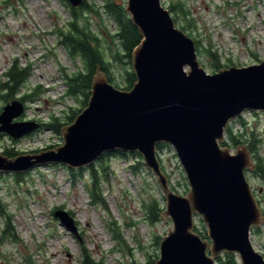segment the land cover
Wrapping results in <instances>:
<instances>
[{
  "label": "rangeland",
  "instance_id": "374dc122",
  "mask_svg": "<svg viewBox=\"0 0 264 264\" xmlns=\"http://www.w3.org/2000/svg\"><path fill=\"white\" fill-rule=\"evenodd\" d=\"M87 1L101 8L105 24L115 33L117 25L104 11L106 0ZM161 1L169 9L178 0ZM183 1L196 21L195 28L187 27V33L193 39L194 36L202 39V49L211 43L220 55L221 64L242 67L264 60V0ZM171 14L173 18L177 16L176 12ZM90 17L93 28L98 30L100 24L102 30V21ZM70 19V9L62 0H0V85L8 80L6 73L17 62L20 67H31L28 80L16 96L22 98L35 88L40 90L36 97L25 102V111L15 121L41 124L50 122L54 116L64 121L72 109L83 107L84 94H67L65 74L85 70L83 62L74 61L60 43L58 30L67 29ZM176 25L182 29L185 23L180 18ZM199 59L208 72H215L209 58L200 54ZM114 68L116 82L124 85L121 65ZM6 93L0 88V112L12 101L5 99ZM241 117L245 124L239 121ZM230 125L235 133H244L246 139L255 129L261 138L258 153L264 157V112L245 111L230 121ZM225 140L229 141L227 134ZM63 143L62 133L41 126L17 139L0 132L2 154L5 150L18 155L35 153ZM225 147L231 153H236L238 148L232 143ZM157 156L171 189L186 195L191 185L175 148L165 143L157 149ZM138 161L143 164L135 170L132 165ZM107 163L108 177L101 186L105 199L102 205L91 201L89 166L82 172L75 169L73 174L65 164H47L22 173L20 178L17 173L0 172L3 205L0 264H83V252L97 261L104 260L105 264H155L160 257V242L173 228L171 218L166 220L162 214L154 222L148 218L145 204L153 198L158 200L161 210L166 209L165 193L158 177L146 166L142 155H110ZM246 177L264 210V180L251 169H247ZM57 209L71 213L80 237L54 215ZM7 220L15 227L18 239L3 236ZM258 228L261 232L252 228L250 239L264 256V224Z\"/></svg>",
  "mask_w": 264,
  "mask_h": 264
},
{
  "label": "water",
  "instance_id": "95a60500",
  "mask_svg": "<svg viewBox=\"0 0 264 264\" xmlns=\"http://www.w3.org/2000/svg\"><path fill=\"white\" fill-rule=\"evenodd\" d=\"M67 1L74 7L83 2ZM112 1L125 5L142 35L132 53L137 81L131 89L118 88L99 66L87 106L61 129L64 143L13 157L0 153V172L24 173L47 164L80 169L107 152H139L165 193L161 214L173 221L155 264H216L226 252L237 255V264H264L250 239L252 228L264 223L246 177L256 166L253 154L246 144L236 153L221 145L230 121L245 111L264 112V60L210 73L195 40L177 27L161 0ZM24 111L18 99L6 103L0 132L17 139L38 129L36 121H15ZM158 143L175 148L191 185L186 195L171 189ZM54 215L80 237L70 212L57 209Z\"/></svg>",
  "mask_w": 264,
  "mask_h": 264
},
{
  "label": "trees",
  "instance_id": "16d2710c",
  "mask_svg": "<svg viewBox=\"0 0 264 264\" xmlns=\"http://www.w3.org/2000/svg\"><path fill=\"white\" fill-rule=\"evenodd\" d=\"M70 9L71 19L65 28L59 29L60 43L65 46L70 57L74 61L80 59L85 70H79L73 75L65 74L68 90V95H81L84 94L86 99L84 100L83 107L81 109H72L71 113L67 115L64 121H61L59 117H53L50 122L41 123V128L47 130H54L61 133L63 126L70 124L74 121L76 116L85 108L88 104L89 97L91 95L92 82L97 68L100 66L101 69L106 73L108 80L115 86L121 89H131L137 77L132 69V53L133 50L141 43L142 35L138 27L133 23L130 14L126 11L125 5H116L112 0H106L104 11L105 14L113 19L117 25L115 33L109 31L108 26L105 24L103 13L101 8L96 4H91L87 0H83L82 4L78 7L72 6L67 0H62ZM169 10L176 12L177 16L174 18L175 22L179 21L180 18L183 19L185 25L182 27L183 30L187 32V27L195 28L196 21L190 13V8L187 3L183 0H178L177 2L171 3ZM90 15L94 16L96 19L102 21L101 25L97 24L98 30L93 28ZM192 37V35H190ZM196 48L198 55L202 54L209 58L211 61V68L216 72L221 68L228 66V64L220 63V55L217 51L213 50L212 44L210 46L202 49V39L196 38L194 36ZM116 64L122 67V76L125 79L124 85H120L116 82L115 66ZM30 65L27 67H20L17 62L10 68L6 73L8 80L0 85L1 89H5L7 93L4 95L5 99L14 100L17 96L19 90L25 85L28 77L30 75ZM84 71H86L84 73ZM37 93H40L39 88H35L33 93H27L22 98H19L22 102H26L29 99L36 97ZM81 97V96H80ZM79 101L81 98H78ZM240 122H244L242 117L239 119ZM245 124V122L243 123ZM226 134L228 140L222 142V146L231 145L239 146L240 144L248 142L249 149L254 153L255 157V173L264 180V157L258 152L257 145L260 144L261 138L255 129L251 131V135L246 139L244 133H235L233 126H228L226 128ZM165 143H158L157 149L163 147ZM128 153L132 155H138L141 157L139 152H125L118 150L116 152H107L101 157H99L94 164L89 166L90 174V184L88 185L89 194L92 203L103 204L105 202L103 192H102V181L108 177L107 169L109 164L107 159L110 155L128 156ZM4 155L13 157L18 155L16 152L10 150H5ZM98 162V163H96ZM143 164L138 161L137 164L132 165V168L137 170L139 165ZM73 174H75V169L70 168ZM84 169L80 168V172ZM22 173H18L17 177H21ZM149 211L148 218L151 222L159 219L161 215V208L157 199L153 198L148 204H145ZM0 210L3 211V205L0 202ZM264 224V223H263ZM257 232H261V229L254 227ZM116 231L115 228H113ZM196 231L203 233L199 227L196 226ZM264 233V230H263ZM119 234V233H118ZM116 233V236H118ZM4 237H11L13 239H18L15 234V227L11 224L10 220H7L5 227L3 229ZM206 237V234L203 233ZM119 237V236H118ZM238 258L235 253L226 252L225 255H221L216 259V264H237ZM83 264H105V261H97L92 258V256L83 252Z\"/></svg>",
  "mask_w": 264,
  "mask_h": 264
}]
</instances>
